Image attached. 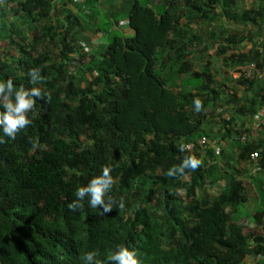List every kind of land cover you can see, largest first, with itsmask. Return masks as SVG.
<instances>
[{"label": "trees", "instance_id": "obj_1", "mask_svg": "<svg viewBox=\"0 0 264 264\" xmlns=\"http://www.w3.org/2000/svg\"><path fill=\"white\" fill-rule=\"evenodd\" d=\"M263 29L264 0H0V81L41 92L32 123L0 142V264H82L92 250L104 264L117 245L142 264L264 263L262 189L252 226L235 219L250 201L236 176L259 147L237 116L264 107V83L243 102L256 80L229 72L264 70ZM225 137L233 163L209 145ZM188 156L195 169L166 175ZM103 167L124 208L100 215L85 197L69 210Z\"/></svg>", "mask_w": 264, "mask_h": 264}, {"label": "clouds", "instance_id": "obj_2", "mask_svg": "<svg viewBox=\"0 0 264 264\" xmlns=\"http://www.w3.org/2000/svg\"><path fill=\"white\" fill-rule=\"evenodd\" d=\"M29 82L43 79L39 68L28 70ZM41 97L40 89L32 87L24 89L22 86L13 91L11 79L0 81V142L3 137L14 139L17 132L32 123L28 115L33 109L35 99ZM194 110H199L200 100H193ZM200 163L199 159L192 156L186 157L180 165L169 168L166 175L172 176L182 174L185 168L195 169ZM110 167H103L99 175L91 178L86 185L75 189V200L69 202L66 207L71 210H78L83 207V201L87 197V204L90 208L98 210L100 215L109 212L115 206L118 211L124 208L123 198L114 201L108 195L113 185V177L110 174ZM99 206V207H98ZM94 250L85 252L82 257V264H101V261L94 259ZM104 264H142V260L135 249H130L125 245H117L110 255L105 257Z\"/></svg>", "mask_w": 264, "mask_h": 264}, {"label": "crops", "instance_id": "obj_3", "mask_svg": "<svg viewBox=\"0 0 264 264\" xmlns=\"http://www.w3.org/2000/svg\"><path fill=\"white\" fill-rule=\"evenodd\" d=\"M116 2H118L119 0H114ZM93 41L97 40V36L93 35L92 36ZM246 46V44H245ZM264 83V78L258 79L254 82V87L251 91L246 92L245 94L244 91L241 90L242 94L241 98L245 99L246 101H248V99L250 97L253 96H257V90L263 86ZM264 107H261L260 109H262ZM259 110V109H258ZM257 110V111H258ZM252 124H253V117H247V116H242V115H238L237 116V128L239 129H243L248 128V140L254 143L259 144V147L256 149H263L264 148V124L260 125L257 129H253L252 128ZM221 134V132H220ZM219 139V138H218ZM213 139V141H210V146L214 147L215 151L217 149V147L219 146L220 149L223 150V154H222V163L224 161V163L230 162L233 163V156L236 153V149L233 147H230V142L228 140V138H224V139H219L218 140ZM218 142V144H216ZM214 142H216L214 144ZM261 157H264L263 152L261 153V156L258 158V164L260 165V169L258 170H253L252 169V165H254V161H252L251 159H249V163L247 166L245 167H241V173L237 174L236 179L240 180L243 185L246 187V189L249 192L250 195V201L247 203L248 204V208L246 207V209L244 211H241V209L238 211L237 217L235 218L237 223L242 225L244 228L245 227H250L252 226V224H250L248 215L252 213V211H254V209L256 207H259L261 205V202H259V194H258V190L259 188L262 189L264 191V160L262 162L259 161V159ZM264 159V158H263ZM222 184V183H221ZM208 185V184H207ZM205 186L208 188V186ZM211 187V186H210ZM216 187L212 186L211 189L207 190V193L209 194L210 197L215 196L217 194L216 192ZM246 204V205H247ZM243 208H245V206H243ZM244 213L246 215H244ZM245 220H247V222H245ZM246 225V226H245ZM264 228V227H261ZM264 235V232H262ZM253 258L252 256H248L245 259V264H249L248 262ZM258 262L257 264H264L263 261H261V258H258ZM256 260V259H254Z\"/></svg>", "mask_w": 264, "mask_h": 264}, {"label": "built area", "instance_id": "obj_4", "mask_svg": "<svg viewBox=\"0 0 264 264\" xmlns=\"http://www.w3.org/2000/svg\"><path fill=\"white\" fill-rule=\"evenodd\" d=\"M263 32H264V29H263ZM257 43L258 44L260 43L259 40H257ZM259 49H260V46H259ZM229 72L233 77L242 76L247 80H258V79L264 78V70L260 69L254 62L237 63L234 66V68H231L229 70ZM262 124H264V108L259 109L258 111L254 113L252 128L257 129ZM239 139L243 142L248 140V134L245 132H242L239 135ZM206 141H207V138L202 137L198 142L199 144L203 145ZM190 146L191 145H188L187 147H190ZM262 152L264 154V148L253 150L250 153L249 158L255 162L254 165H252L253 170L260 169V165L258 164V158L261 156Z\"/></svg>", "mask_w": 264, "mask_h": 264}, {"label": "rangeland", "instance_id": "obj_5", "mask_svg": "<svg viewBox=\"0 0 264 264\" xmlns=\"http://www.w3.org/2000/svg\"><path fill=\"white\" fill-rule=\"evenodd\" d=\"M126 27V25H123L122 26V29H124ZM120 31V30H119ZM131 33V32H130ZM244 45V44H243ZM241 47V46H240ZM213 51V50H212ZM214 59H215V57H214ZM226 84L229 86V87H231L232 88V84L231 83H229L228 81H226ZM231 88H227V89H224V90H226V91H228V89H231ZM239 90H241V87H237ZM244 94V93H243ZM242 94V92L240 91L237 95L238 96H241V95H243ZM243 102H245L246 100L245 99H241ZM227 111V110H226ZM208 186V185H207ZM205 188V190H206V192H207V190H209V189H211V187L210 186H208V188L207 187H204ZM246 207L248 208V204L246 205L245 204V208H242L241 209V211H244L245 209H246ZM245 222H247V220H245ZM246 226V225H245ZM250 259H252V260H250L248 263L249 264H257V261L256 260H254V257L253 258H250Z\"/></svg>", "mask_w": 264, "mask_h": 264}]
</instances>
